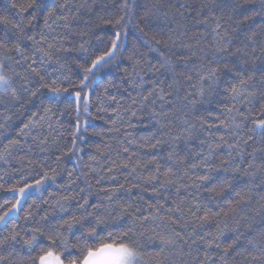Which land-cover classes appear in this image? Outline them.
Here are the masks:
<instances>
[{
	"label": "snow or ice",
	"instance_id": "6c2138e0",
	"mask_svg": "<svg viewBox=\"0 0 264 264\" xmlns=\"http://www.w3.org/2000/svg\"><path fill=\"white\" fill-rule=\"evenodd\" d=\"M4 164L0 264H264V0H0Z\"/></svg>",
	"mask_w": 264,
	"mask_h": 264
},
{
	"label": "trees",
	"instance_id": "16d2710c",
	"mask_svg": "<svg viewBox=\"0 0 264 264\" xmlns=\"http://www.w3.org/2000/svg\"><path fill=\"white\" fill-rule=\"evenodd\" d=\"M243 2H244V0H241V3H243ZM89 3L92 5V14H93V16H95V14H97V13H102V11L105 9V5H107L109 8H111L113 3H114V0H89ZM85 15H87V14H85ZM256 23H259V18H257ZM104 31H111V28L110 27L105 28ZM257 39H259V37H257ZM102 90L103 89L101 88L98 91L102 93ZM91 111H92L93 115H97L96 105L95 104H93V107H92ZM100 114L103 115V113H100ZM18 116H19V118H17V117L13 118L14 119V124H13L14 131H11V132L7 133L6 134L7 136L15 137L16 131H18L19 128L22 127L21 121L22 120L26 121L27 113L21 111L18 114ZM53 119H60L62 122H67V121L73 119V115L71 113L66 112L63 117L57 116V117H54ZM94 123L104 129V138L102 139L101 136L94 135V134L90 135L88 137L89 145L85 147V153H84L85 159H84L83 162L84 163H89V164L93 163V160L89 159V156H88L89 153H92L93 156L95 157V159L101 160L102 163L104 162V160L101 157V155L96 153L94 144H100L101 148H102L104 143H108V142L115 143L114 141H109L108 140V136L109 135H118L117 133L109 134L107 132V128L111 127V125H104L103 121L96 120V121H94ZM61 130H63V129H61ZM138 130L139 129H136V130H131L130 129V131H138ZM89 131L92 132V129H90ZM52 135L55 136L56 132L53 131ZM65 138L66 139H70V137H68L67 134H66ZM4 143H7V139H4ZM102 150H103V148H102ZM18 163H19L18 160H14L13 161V164H18ZM65 166L68 167L69 169H71L72 163L68 162L66 165L65 164H61V168L65 167ZM7 168H9V165H7V164H4V165L0 166V172H2L3 169H7ZM52 190H54V189H49V191H52ZM10 195H11L10 193L5 192L3 190H0V196L8 197ZM40 195H41V193L34 192L33 199L29 200L28 203L32 204L33 200H36ZM43 195H44L45 198H47L48 193L45 192ZM25 209H27V205H25Z\"/></svg>",
	"mask_w": 264,
	"mask_h": 264
}]
</instances>
